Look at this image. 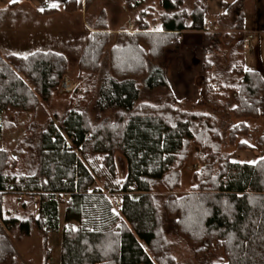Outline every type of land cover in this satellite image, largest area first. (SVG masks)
Returning <instances> with one entry per match:
<instances>
[{
	"label": "trees",
	"instance_id": "1",
	"mask_svg": "<svg viewBox=\"0 0 264 264\" xmlns=\"http://www.w3.org/2000/svg\"><path fill=\"white\" fill-rule=\"evenodd\" d=\"M83 1L87 9L95 0ZM122 2L134 13V30L116 34V44L108 49V75L96 85L109 41L101 10L77 60L80 97H71L61 115L55 112L42 124L33 119L35 109L58 88L65 57L52 50L0 55V125L10 126L29 113L12 154L0 148V223L6 231L0 229V264H19L10 238L32 230L41 236L42 264H48L47 235L57 230L56 193L68 194L59 264H264V155L246 163L221 153L223 142L239 150L264 149V134L251 147L239 139L248 125L233 121L264 117V70H243L241 38L203 29L207 0ZM241 3L233 2L237 13L229 30H241ZM155 20L159 30L149 31L148 21ZM188 30L201 31L199 101L194 104L174 99L163 68L164 50L177 48L179 32ZM143 84L144 92L161 91L154 101L141 99ZM7 113L11 121L2 118ZM69 144L85 163L95 164L98 180L110 177L120 187L118 213L100 190L88 193L94 179ZM189 144L198 158L193 184L175 195ZM116 154L125 163L123 177L117 176ZM158 187L166 192H156ZM6 193L28 198L17 216H2ZM137 240L147 246V254ZM177 244L191 259L172 255ZM215 251L223 263L209 259Z\"/></svg>",
	"mask_w": 264,
	"mask_h": 264
},
{
	"label": "crops",
	"instance_id": "2",
	"mask_svg": "<svg viewBox=\"0 0 264 264\" xmlns=\"http://www.w3.org/2000/svg\"><path fill=\"white\" fill-rule=\"evenodd\" d=\"M66 1L15 0V2H12V0H0V55L14 54L24 56L35 50H52L62 54L63 50L69 46V40L75 36L74 30L78 26H82L81 28L83 29V36L78 43L82 49L86 35L88 32L93 31L94 21L101 9L95 12L90 17L89 22H87L86 13L98 0H95L87 9L84 8L83 0H71L69 5H66L68 8L65 10L63 8ZM248 1L242 0L241 3V30H229V25L232 24L237 13L233 5L234 0H207V18L203 22V29L212 33H227L234 39L237 37L241 38V66L243 70L263 71L264 0H250V7L246 10V2ZM117 3L119 18L115 22L118 25L115 28L107 27L109 33L113 34L110 46L116 44V34L118 32L131 33L134 30L132 25L134 13L125 9L122 0H117ZM186 4L189 7L191 2L186 1ZM48 10H53V12H43ZM208 21L211 22L210 25H207ZM105 23L107 26L108 22L106 19ZM123 23L128 25L127 28H122L121 25ZM151 24L155 25V27H151ZM148 25L149 31L159 30V22L156 20L148 21ZM70 29L74 32H71ZM178 41L179 45L177 48L166 49L163 52L164 79L176 101H186L194 104L199 101L198 81L202 61L201 31H181L179 32ZM62 55L65 57L64 54ZM261 155H264V152ZM235 162L244 161L235 160ZM9 196L10 194H5L1 204L2 216L4 217L17 216L21 209V204L26 201L25 195L22 197L15 195L13 196V203L10 204L7 199ZM33 200L35 203L34 213L36 214L38 199L34 197ZM64 210V207L57 208V230L47 235L46 245L48 248H50L52 236L55 235L57 247L60 250L61 234L66 229ZM28 238V236L22 237L12 243L19 264H23L21 256H30V252L33 251V243L31 244L30 241H27ZM48 264H52L51 256Z\"/></svg>",
	"mask_w": 264,
	"mask_h": 264
},
{
	"label": "rangeland",
	"instance_id": "3",
	"mask_svg": "<svg viewBox=\"0 0 264 264\" xmlns=\"http://www.w3.org/2000/svg\"><path fill=\"white\" fill-rule=\"evenodd\" d=\"M250 0L246 2V10L249 9ZM156 0H144V6L146 5H155ZM155 7V6H154ZM102 10L104 14V18L108 22V25L106 26V31L109 33L108 28H115L117 27V23L115 22L118 18V3L117 0H98L95 4L91 6V8L87 11L86 13V20L89 22L90 17L93 16L95 12H98L99 10ZM156 9V8H155ZM114 18V19H113ZM116 18V19H115ZM125 22V21H124ZM150 22V21H149ZM122 28H127L128 25L126 23H123ZM82 26L76 27L74 31V35L70 40H69V46L67 49L63 50V53L65 55V61H66V70H65V75L62 77L61 82L59 83L58 88L52 92L51 97L47 102H40L37 108L35 109L33 119L35 122L42 124L48 117H50L53 113H57L58 115H61L63 111L67 108V105L70 101L71 97H80L79 94V87H80V79H79V73H78V68H77V60L78 56L80 54L81 47L78 45L79 40H81L83 36V29L81 28ZM151 27H155V25L151 24ZM86 29H88L87 26H85ZM82 29V30H81ZM133 29V27H132ZM87 31V30H86ZM111 35L109 33V41L104 49L103 55L100 60V65H99V71L97 73L96 77V85L98 86L100 82H102L105 78L104 75H108V70H107V55H108V49L110 47V40H111ZM67 77L71 82L74 83V85L69 88L65 89V87L62 85L63 83V78ZM146 83V82H145ZM145 87H144V86ZM141 85V92H144L146 88V84ZM78 86V87H77ZM74 87H77L75 89H78L75 93H73L72 89ZM96 87V86H95ZM143 87V88H142ZM96 89V88H95ZM161 91L155 90L153 92L147 93L146 91L141 95V99L143 101H154L155 96L158 95ZM74 99V98H73ZM90 103V102H89ZM198 109V108H196ZM202 110V109H200ZM207 112V110H203ZM87 114L90 120H93L94 118V111L91 109V106L89 105L87 108ZM6 121H11L12 120V114H5L4 117H2ZM29 118V113L25 112L21 116L18 117V120L16 123H12L10 126H4L0 125V148L6 149L9 151L10 154H12V149L15 146V141L23 133V126L24 123L27 122ZM1 120V118H0ZM232 121V120H231ZM230 121V122H231ZM233 121H243L248 125V132L246 135L239 137V139L245 141L248 145L251 147L255 148L256 144V139L259 135L264 134V117H258V118H244L240 120H233ZM54 125L57 129L61 131V126L60 123L55 121ZM63 133V132H62ZM221 134L223 136V139L225 141L226 138V128L221 127ZM64 139L68 142L67 138L63 134ZM70 146V144H69ZM72 150L75 151L77 157L80 158L79 153L77 150L70 146ZM264 150H257V149H252V150H239L236 149L235 146L233 145H228L225 142H223L221 146V153H229L230 158L232 161H244L247 163H251L260 156H263ZM81 159V158H80ZM82 160V159H81ZM197 150L195 149V146L193 144H189L188 147V154L186 157V160L183 164V167L180 170V176H179V185L177 188L173 189L172 193L175 195H181L185 192H187L190 187L192 186V172L194 171L193 168L197 164ZM97 161H99L97 159ZM82 162H84L82 160ZM85 163V162H84ZM87 170L89 171L90 175H92L94 179V183L89 187L88 193H91L94 190H100V193L107 199L111 206V211L118 213L119 212V206L121 202V197L123 195L122 192H120V187L114 184L112 178L107 177L104 181L98 180V174H97V167L95 164H87L85 163ZM114 165L116 168L117 176L123 177L125 174V163L123 158L116 154L114 156ZM156 192L163 193L166 192L165 189L158 187ZM8 194V193H6ZM129 195H133L131 192H128ZM16 194H10L9 197H7L8 201L13 203L14 199L13 196ZM56 201H57V208H65V201L68 197V194L65 193H56L54 195ZM4 198V196H3ZM25 200H28V198L25 196ZM3 201V199H2ZM32 201H34L32 199ZM34 211V207H33ZM4 233L6 234V231L4 230ZM3 233V234H4ZM28 240L30 243H33V251L30 252V256H21L23 264H41L43 260V255H44V249L42 248L41 244V236L33 230L32 233L28 235ZM32 237V238H31ZM21 239V238H19ZM14 240L10 238L11 244L13 243ZM138 243L140 244L142 250L145 252V254L148 253L147 246L140 240H137ZM50 256L52 260V264L54 263H59V248L57 247V242L55 240V235L52 236L51 243H50ZM181 244V243H180ZM182 245V244H181ZM183 247L175 245L171 251L172 255L177 258L181 259V261H186L188 259H191L189 253L184 252L183 253ZM222 254L220 251H215L213 255H210L209 259L214 262L216 261L215 258L221 259L220 263H223V258Z\"/></svg>",
	"mask_w": 264,
	"mask_h": 264
},
{
	"label": "water",
	"instance_id": "4",
	"mask_svg": "<svg viewBox=\"0 0 264 264\" xmlns=\"http://www.w3.org/2000/svg\"><path fill=\"white\" fill-rule=\"evenodd\" d=\"M62 85L65 87V89H69L74 85V83L71 82L67 77H64Z\"/></svg>",
	"mask_w": 264,
	"mask_h": 264
},
{
	"label": "built area",
	"instance_id": "5",
	"mask_svg": "<svg viewBox=\"0 0 264 264\" xmlns=\"http://www.w3.org/2000/svg\"><path fill=\"white\" fill-rule=\"evenodd\" d=\"M211 24V22L210 21H208L207 22V25H210ZM8 188L9 187H6V189L8 190ZM17 196L18 197H22V196H24V194L23 193H21V194H17ZM0 229H1V231L4 233V227H3V225L0 223ZM5 234V233H4Z\"/></svg>",
	"mask_w": 264,
	"mask_h": 264
},
{
	"label": "snow or ice",
	"instance_id": "6",
	"mask_svg": "<svg viewBox=\"0 0 264 264\" xmlns=\"http://www.w3.org/2000/svg\"><path fill=\"white\" fill-rule=\"evenodd\" d=\"M12 2H15V0H12Z\"/></svg>",
	"mask_w": 264,
	"mask_h": 264
}]
</instances>
